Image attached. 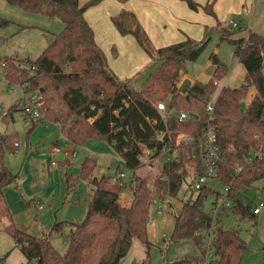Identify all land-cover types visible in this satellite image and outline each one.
<instances>
[{"label":"trees","instance_id":"1","mask_svg":"<svg viewBox=\"0 0 264 264\" xmlns=\"http://www.w3.org/2000/svg\"><path fill=\"white\" fill-rule=\"evenodd\" d=\"M11 7L26 12L59 19L63 31L53 35L48 46L33 62L6 57L1 64L4 79L10 86L27 85V90L39 92L43 101L45 121L57 124L66 142L79 148L89 140L97 139L111 145L121 163L133 169L129 184L135 188L129 207L121 204L123 188L112 177L91 179L98 168L96 160L85 159L81 179L90 181L92 195L85 220L81 223H56L51 234L61 233L69 225L68 250L60 254L50 243L49 237H35L22 230L13 219L3 191L17 184L18 175L0 158V221L10 223L4 229L23 254L26 264H124L134 239L146 246L148 264L152 244L148 240L150 209L155 201L175 197L189 175L191 167L196 178L205 175L204 150L200 139L207 126H213L216 144L222 161L217 165L213 180L228 188L216 192L208 182L196 198L186 201L175 220L170 237L173 243L193 241L199 254L177 264H241L247 243L238 230L227 229L222 220L214 219L204 208L208 197L214 203L225 198L233 214L242 219L254 220V214L241 200V192L257 180L264 179V35L249 31L246 38H234L242 28H227L220 22L210 29L205 27L204 37L154 49L136 16L123 10L112 18L120 35L133 36L143 51L157 64L141 90H136L131 79L121 80L109 67L107 57L98 46L93 28L85 18L86 11L104 0H90L81 5L79 0H5ZM126 3L128 0H119ZM198 11L201 7L215 16L213 4L199 5L195 0H180ZM4 26L7 22L2 21ZM220 32V41L235 47L234 57L246 69L243 84L237 88L222 87L216 98L212 118L204 115L207 102L214 96L219 83L228 75V67L215 56L214 71L206 83L196 81L186 95L179 92L187 65L196 62L210 42V33ZM0 64V66H1ZM36 68L31 74L29 68ZM254 88L256 97L242 109L249 90ZM164 101L167 117L157 111V104ZM12 107L4 116L11 119ZM184 112L187 119L181 121ZM45 121H31L32 124ZM45 122V123H46ZM32 132V129L29 133ZM186 135L191 142L175 148L169 139ZM0 141L13 150L10 137L0 136ZM163 157L162 167L155 178L140 174L145 165L139 160L143 155ZM168 155L170 159L168 160ZM152 180V183L148 181ZM70 182V181H69ZM151 185V186H150ZM215 225L212 244L214 257L208 258L203 248L200 232Z\"/></svg>","mask_w":264,"mask_h":264},{"label":"rangeland","instance_id":"2","mask_svg":"<svg viewBox=\"0 0 264 264\" xmlns=\"http://www.w3.org/2000/svg\"><path fill=\"white\" fill-rule=\"evenodd\" d=\"M89 1L90 0H79L81 5ZM195 1L201 6L212 3L213 7L217 2V0ZM147 2L148 0H137V4L141 5H145ZM178 3L183 6L184 10L189 8L188 4L184 1L179 0ZM224 5H226V3H224ZM150 7L154 15L152 20L154 29L151 30L154 35L152 34L151 36L152 40L149 36L148 37L154 49L181 43L189 37L185 31L187 27L190 26L189 21L194 18L189 19L183 14L181 9L171 8L168 4H164L159 0H152L150 2ZM252 8L253 0H242V2L236 4L235 8L230 12L226 9L225 13L222 15L223 18L218 17V22L227 28H231L229 25L230 20L240 24L242 31L237 33L234 38H240L242 35L246 34V29L252 27V24H254V27L256 26L260 29L264 28V14L254 16ZM88 10H92V13L94 12L93 16L97 19L95 22L91 21V23H93L94 27L92 28L98 33V42L102 44V50L106 53L105 55L110 63L118 60L117 62L122 71L120 73L121 76L118 74L117 76L121 78L126 77L123 75H125L124 69L126 68V64L128 65V61L125 57H119L118 51H126V56L130 58L132 47L128 44L122 46L120 43L116 46L114 42H110L111 40L107 36V29H105L103 25V20L102 22L100 20L101 11L96 7ZM200 10L201 15H209L202 7ZM161 11L169 15L174 14V16H180L183 20H179L178 23L172 22L170 18ZM2 21L7 22V24L3 26L1 24ZM108 21L111 25L113 24L112 18L110 19L109 17ZM195 23L196 22L192 23L191 26L196 27L197 25H195ZM210 23H203V25H208L209 28L212 29L213 27L210 26ZM141 27L146 32V29L142 25ZM63 29L64 24L59 19H51L46 15L26 12L19 7H11L5 0H0V64L4 58L13 56H17L19 60L28 59L31 62L35 61L48 46V41L51 37L60 34ZM176 35L178 37L183 35L187 36L181 38V40L184 39L183 41L180 40L181 42H175L172 37ZM203 37L204 34H202L199 39L190 38L200 41ZM130 38L135 42L136 48H139V52L145 57L147 56L149 61L140 71V74L137 75L138 77L136 79H134V75L132 77H127L128 79H133L137 87H142L150 74L157 70V64H154V61H152L137 44L133 36ZM220 39L221 35L217 30H213L210 33V42L207 49H205L199 57V60L188 63V75L197 79L200 78L203 81L207 80L214 70L211 57L215 56L230 69L225 82L235 73V66L241 67L244 70L243 72H246L244 66L234 59L235 47L228 41H220ZM114 58L117 59L114 60ZM151 65H154L155 68H152ZM186 76L183 77L181 83L185 79H190ZM233 78L235 82L232 85H240L242 81H244V76L241 74L240 70L234 74ZM194 82L196 83V81H193V85L195 84ZM252 90L253 88L249 90L248 96L244 101L247 105L250 101L249 95ZM215 94L218 97V90ZM22 96L23 93L20 86H10L4 79L0 66V136L10 137L11 144L17 141L20 146L18 150L15 151L6 147L3 142L0 141V158L3 156L5 164L10 168L11 172L19 176L20 181H18V185H21L22 181H24L21 171L25 155L27 154V147L30 150L33 149L34 152L40 151L41 154L48 151L49 147L54 144L59 148L70 149L71 151L74 149L71 143L60 139L61 131L58 126L52 123L47 124L43 122L37 124L30 134L29 131L33 126L32 122L27 120L20 110L12 111L10 120L5 121L3 119L12 107H17V102ZM204 115L207 116L205 110ZM185 136L186 135L181 134V143L182 137ZM178 140V137L173 139L176 143ZM76 152V155L68 157L69 159L62 157L60 160L61 163H64L65 159H68L71 163L69 165L60 164L59 166L61 167L56 166L52 172V176H50L51 182L47 184H44V182L41 183L37 190L33 188L31 190V197L28 198L26 195L24 196L21 187L17 188L15 184L10 185L4 192L5 201L17 225L32 236L42 238L49 237L52 246L62 255L68 250L69 239L67 235L70 231V223H81L85 220L88 211V203L90 199H92L90 196L92 191L90 181L83 180L80 177L82 164L85 159L91 158L96 160L99 166L93 172L91 179H100L103 176L114 177L117 172L124 174L123 181L128 184L126 188H123L121 194V204L124 207H129L131 205L135 190V188L129 186L134 175L133 169L131 170L120 163L117 154L107 142L92 139L85 145L77 148ZM161 167L162 164H153L149 169L143 168L140 174L155 178ZM186 168L189 172H192L190 166L187 165ZM46 178L45 174L42 181L46 180ZM192 180H194V175L189 173L186 178V183L183 184L175 197L167 196L165 200L158 199L151 206L148 224V240L151 242L152 248L148 264H177L199 254V248L191 240H186L177 244L170 241L176 217H178L184 203L189 199L194 200L197 196L193 184L190 186ZM148 182L152 183V180ZM208 183L209 187L211 186L216 192L224 193L225 187L215 182L213 183L211 180ZM214 200L215 197L212 195L205 201L204 208L207 210L208 214L213 207H218L222 200L226 201L225 198H221L215 202L216 205H214ZM241 200L245 205L251 207L252 210L254 207H257V204H260V202L264 200V179L255 181L243 190L241 192ZM38 205H42L44 210L38 211ZM224 212L225 211L218 214V216L222 218L221 220L223 221L224 227L238 230L240 236L247 243V250L241 264H264V224L257 220L242 219L240 216L234 215L230 210H227V215L222 217ZM56 223H65L69 225L64 228L63 232L51 234L52 228H54L53 226ZM8 225L9 223L6 218L0 221V262L5 263L6 258L10 256L8 263L22 264L24 262L23 254L18 251H13L15 246L14 239L4 230ZM126 261H129L130 264H132L133 261H136L137 264L146 262V246L135 239Z\"/></svg>","mask_w":264,"mask_h":264},{"label":"crops","instance_id":"3","mask_svg":"<svg viewBox=\"0 0 264 264\" xmlns=\"http://www.w3.org/2000/svg\"><path fill=\"white\" fill-rule=\"evenodd\" d=\"M151 1L152 0H148V2L145 3V5H141V4H137V0H128L126 3H121V2H119V0H104L101 4L95 6L102 13L101 14V17H100V20H101V22L103 20V25H104L105 29H107L106 30L107 31V36L111 40L110 42H114V44L116 46H117L118 43H120L122 46L124 44H128L129 46L132 47V52L130 54V56H131L130 58H128L126 56V51H124V52L118 51L119 57H121V58L122 57H125L126 60L128 61V65L126 64V68L124 69L125 70L124 71L125 75H123V76H126V77H122L121 78V77H118L117 76V74L120 75V73L122 71L119 63L117 62L118 60H116L118 57L117 58H114V60H116V61H112V63H110L109 62V59L107 58L109 67L111 68V70L116 74V76L119 79L121 78V80H126V79H128L127 77H132L133 75L135 76L134 79H136L138 77L137 75L140 74V71L146 66V64L149 61H148L147 56L145 57L143 54H141L139 52L140 51L139 48H136L135 42H133L132 38H130L131 35L130 36L127 35V36H124V37L121 36L119 34V32L117 31V29L114 27V25L112 24L113 25L112 26L111 23H109L108 18L110 17V19H111L114 16L120 15V13L123 10L132 12L136 16V18L138 19L139 23L146 29V33L148 34V36L152 40V37L151 36H152V34L154 35V33L151 30L154 29V27H153V21H152L154 15H153V11H152V9L150 7V2ZM159 1L163 2L164 4H168L171 8H176V9L179 8V9H181V11L183 12V14L186 17H188L189 19L190 18H194L191 21H189L190 22V24H189L190 26L187 27L185 33L189 37H193V38H196V39L201 38L202 34H204L205 27H209L208 25H203V23L208 24V23L211 22L210 23V26L215 27L217 25V23H218V17H222V15L225 13V10L226 9H228L229 12H230L233 8H235L236 4L242 2V0H217V2L215 3V6L213 7V10H215L214 11L215 12V16H211V15H205V14H202L201 15V13H200L201 10L200 9L198 11H194V10L189 9V8L184 10L183 6H181V4L178 3L179 0H159ZM224 3H226V5H224ZM252 11H253V15L254 16L255 15H262V14H264V0H253V8H252ZM161 12H163V11H161ZM195 12H197V13H195ZM163 13H165V12H163ZM93 14H94V12L92 13V10H87L86 11V14H85V18H86V20L88 21V23L90 24L91 27H93V23H91V21L95 22L97 20V19H95L96 17H94ZM98 15H100V14H98ZM166 16L169 17L170 20L172 22H175V23H178L179 20H183V19L180 18V16H174V14H170V15L169 14H166ZM194 22H196L195 23V25H197L196 27L195 26H191L192 23H194ZM239 26H240V24H239ZM251 26L252 27L246 29V34L242 35L240 38H246L248 36V32L250 30L251 31H254V32H257L259 34L264 35V28H261L260 29L259 27H256V26L254 27V24H252ZM94 33H95L96 42H97V44L100 45V46L99 45L98 46L102 49V47H101L102 44H100L98 42V33H96L95 30H94ZM173 34H175V33H173ZM187 35H183V36H187ZM183 36L178 37L176 35L175 37L173 36L172 38H173V40H175V42H179ZM183 40H181V41H183ZM213 58L214 57H211V60L212 61H213ZM234 59H235V57H234ZM154 64L156 65L155 62H154ZM239 64H241V63H239ZM151 66H152V68H155L154 65H151ZM229 70L230 69L228 68V71ZM238 70H240L241 74L244 76V79H245L246 72L244 73L243 72L244 70L241 67L235 66L234 67L235 73ZM245 71H246V69H245ZM235 73H233V75H231L229 77V79L227 80V82H225L226 77L222 81H220L219 88H218V92L220 91V88H222V87H229V88H232V89H237V88H239L243 84V81H242V83L240 85L239 84L232 85L235 82L234 81V78H233V76H234ZM186 75L185 76L188 77V78H190V80L193 79L192 81H197L198 80V81L203 82V83L208 82L209 80H211L210 78L212 77V75H211L207 80L203 81L200 78L197 79V78H194V77L188 75V72H187ZM131 80L133 81L134 88L136 90H141L142 87H137L136 86V83L134 82V80L133 79H131ZM255 95H256V91L253 88V90L251 91V94L249 95L250 101L254 97H256ZM214 96H216V94ZM246 106H247V103L245 102V107ZM0 110H1V108H0ZM38 124H41V123H38ZM52 124L55 125V126H58L57 124H54V123H52ZM32 125H33L32 126V131H33L37 124L36 125L32 124ZM58 128H59V126H58ZM174 138H175V136H174ZM180 138L181 137L178 136V139H180ZM17 144H18V142H17ZM182 144L183 143H181L180 145H182ZM53 146L49 147L48 151H46V152H44L42 154L40 153V151L34 152L33 149L30 150V149H28V147L26 148L27 149V151H26L27 154L25 155V158H24V161H23V168H22V171H21V175H22V178L24 179V181H22L21 185H18V183L15 184L17 186V188L21 187V190H22L24 196L26 195L28 198L31 197L32 196L31 195V190L33 188L37 190V188L39 187V185L41 183L44 182V184H47V183H50L51 182L50 181V176H52V172H53L54 168L56 167V166H53L52 165V160H51V156H50V151H51V148ZM179 146L178 147L176 146L175 148H179ZM19 147L20 146L18 144V147L16 148V150H18ZM76 150H77V147L74 146L73 151H76ZM62 157L63 158H68V157H65V156L59 157V162H58V165L57 166H59L60 164H63V165L64 164H67V165H69L71 163L68 160L69 158L68 159H65V162L64 163H61L60 160L62 159ZM118 158H119V156H118ZM4 163H5V160H4ZM120 163H121V160H120ZM6 166H7V164H6ZM59 167H61V166H59ZM118 173L119 172H117L116 175ZM189 173H192V172H189ZM45 174H46V177H47L46 178L47 181L46 180L42 181V178L44 177ZM211 181L214 183L213 180H211ZM208 182H210V181H208ZM27 183H28V186H27ZM125 184H126L125 186H128L127 183H125ZM8 187H6L4 189L3 194H4L5 190ZM91 195H92V191H91ZM4 196H5V194H4ZM214 205H216V203H214ZM39 206L40 205L37 206L38 211H43L44 208L42 210H40L39 209ZM254 208H256V207H254ZM228 210H230L231 212H233L231 208L228 209ZM224 215H227V211L224 212V214H222V217ZM217 218H219V216ZM220 218H221V216H220ZM13 219H14V216H13ZM254 220L255 221L256 220L257 221H260L261 223L264 224V209H263V211H262L261 214L255 215ZM14 221L16 222L15 219H14ZM8 223H10V222L8 221ZM222 223H223V221H222ZM16 224H17V222H16ZM215 228L216 227L213 224V228L212 229H215ZM214 232H213V234H214V238H215V233ZM134 240L132 241V245L134 243ZM13 251L20 252V250L18 248H16V246H14V250ZM9 259H10V256L8 258H6V262L5 263L0 262V264H10V263H8V260ZM134 262H135V264H137L136 261H133L132 264H134ZM22 264H26L25 258H24V262ZM124 264H130V262L125 260Z\"/></svg>","mask_w":264,"mask_h":264},{"label":"built area","instance_id":"4","mask_svg":"<svg viewBox=\"0 0 264 264\" xmlns=\"http://www.w3.org/2000/svg\"><path fill=\"white\" fill-rule=\"evenodd\" d=\"M229 25L232 28H238L239 24L235 21L229 22ZM4 65L1 64V68ZM31 74L35 73L36 68L31 66L29 68ZM23 96L22 98L17 102V108L22 112L23 116L27 118V120L30 121H45V112L43 111L42 105L43 101L41 98V95L39 92L36 91H29L27 90V85H22L20 86ZM216 96H213L209 99L205 106V113L209 118H212L214 115V110H215V104H216ZM157 111L159 114L162 116V118L167 117V106L164 102H159L157 104ZM187 114L182 112L179 116L180 120H186L187 119ZM46 122V121H45ZM49 123V122H46ZM61 140H65L62 133L60 136ZM169 139L171 144L174 147H178L181 144L180 139L178 140L177 144L176 142L173 141L174 136L172 134H169ZM184 142H191L190 137H182V143ZM201 142V147L204 150V158H205V166H206V171L204 176H201L199 178H196V180L193 183L194 190L198 192L206 183L214 177L217 169V165L222 161V157L219 153V146L216 144V139H215V133H214V128L213 126H207L204 130V133L202 135V138L200 139ZM15 147H18V144L15 143ZM76 151H71L69 149H63L59 148L56 145L51 148L50 151V156L52 160V165L57 166L59 162V157L65 156V157H71L76 155ZM170 159V155H168V160ZM139 160L145 165L144 168H150L151 166L157 165V164H162L164 159L163 157H152L148 155H143L139 158ZM124 174L119 172L117 175L112 177V181L115 183H118L120 186L125 187V182L123 181ZM228 190V188H225V192ZM258 206L254 208L253 214L259 215L262 213L264 209V200L260 202V204H257ZM222 206V207H221ZM230 203L226 202L225 200H222L220 205L218 207H213L211 209V212L209 213L214 219L218 217L219 213H223V211H227L230 209ZM39 209L42 210L43 206L40 205ZM213 228V227H212ZM208 229V230H203L200 232V236L203 238V248L204 250L207 251L208 258L214 257V250L212 248L213 240H214V229Z\"/></svg>","mask_w":264,"mask_h":264},{"label":"water","instance_id":"5","mask_svg":"<svg viewBox=\"0 0 264 264\" xmlns=\"http://www.w3.org/2000/svg\"><path fill=\"white\" fill-rule=\"evenodd\" d=\"M193 86V81L190 79H185L183 80V82L181 83V85L179 86V92L182 93V95H186L187 92L190 90V88H192ZM241 107L242 109L245 108V102L241 103ZM135 264V262H134Z\"/></svg>","mask_w":264,"mask_h":264}]
</instances>
